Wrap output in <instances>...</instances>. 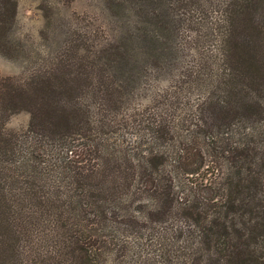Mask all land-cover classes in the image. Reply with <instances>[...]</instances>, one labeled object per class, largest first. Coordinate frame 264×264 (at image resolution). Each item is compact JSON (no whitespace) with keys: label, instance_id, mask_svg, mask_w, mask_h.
Wrapping results in <instances>:
<instances>
[{"label":"trees","instance_id":"16d2710c","mask_svg":"<svg viewBox=\"0 0 264 264\" xmlns=\"http://www.w3.org/2000/svg\"><path fill=\"white\" fill-rule=\"evenodd\" d=\"M56 2L0 88V264H264V0Z\"/></svg>","mask_w":264,"mask_h":264},{"label":"rangeland","instance_id":"374dc122","mask_svg":"<svg viewBox=\"0 0 264 264\" xmlns=\"http://www.w3.org/2000/svg\"><path fill=\"white\" fill-rule=\"evenodd\" d=\"M39 3L40 0H0V7L6 11V15L0 18V88L7 83L8 76L27 79L32 62V48L41 53L47 49L45 40L41 37L46 20ZM56 5V13L60 16L77 13L93 17L100 13L102 0H57ZM5 17L6 22L3 21ZM17 43L24 49L18 56L13 55L15 53L12 51V44ZM29 118V112L21 110L10 116L8 125L25 128Z\"/></svg>","mask_w":264,"mask_h":264}]
</instances>
